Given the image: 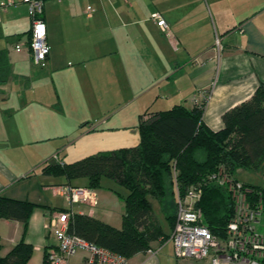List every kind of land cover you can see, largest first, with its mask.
Here are the masks:
<instances>
[{"label":"crops","instance_id":"crops-1","mask_svg":"<svg viewBox=\"0 0 264 264\" xmlns=\"http://www.w3.org/2000/svg\"><path fill=\"white\" fill-rule=\"evenodd\" d=\"M88 5L94 8L91 15ZM155 11L170 24L171 37L152 19ZM43 17L50 53L45 65H37L29 49L28 4L14 0L0 8V52L8 63L6 70L0 68V194L47 206L37 207L30 217L25 240L34 246V253L26 264H42L46 251L57 247L46 224L59 208L122 225L124 209L118 215L106 206L113 202L112 196L100 206L99 189L89 188L95 204L80 202L86 206L75 211L64 187L88 188V178L44 174L42 167L51 157L30 161L27 169L14 168L9 153L24 145L43 147L66 126L68 118L62 113L66 108L78 105L91 110L74 120L87 131L106 124L109 129L122 126L128 133L123 142L133 146L139 141L138 125L145 112L176 104L192 108L196 97L207 95L202 120L219 130L225 126L224 113L249 100L264 84V0H44ZM216 33L223 44L220 54L214 48ZM20 42L23 48L18 51L15 45ZM92 106H106L102 121L94 117ZM109 106L116 112L111 113ZM129 106V111L119 113ZM20 110L25 111L26 125L15 127ZM92 119L97 122L86 125ZM37 169L40 182L31 176ZM22 232L21 222L0 219V255L21 240ZM167 241L160 237L151 243V250L129 258L133 264H171L163 252ZM87 255L79 250L70 262L85 264Z\"/></svg>","mask_w":264,"mask_h":264},{"label":"trees","instance_id":"trees-1","mask_svg":"<svg viewBox=\"0 0 264 264\" xmlns=\"http://www.w3.org/2000/svg\"><path fill=\"white\" fill-rule=\"evenodd\" d=\"M1 67L8 68L3 52ZM206 98L207 95L192 108L176 104L167 110L145 112L138 125L139 141L133 146L99 151L73 162L45 163L44 174L68 179L87 177L90 189L99 188L103 176L127 189L119 193L125 203L121 227L73 212L69 231L131 257L152 248L151 243L160 237L161 241L170 238L171 233L165 232L155 218L151 197L159 200L173 229L178 194L184 195L191 185L201 183L203 194L198 204L203 220L213 232L224 235L234 214V202L230 193L209 182L208 176L221 166L234 176L238 168L258 169L264 163V84L249 100L224 113L225 126L219 130L211 129L202 120ZM247 185L264 199L263 187ZM37 207L47 206L0 194V219L17 220L23 228L21 240L6 255H0V264H26L32 257L34 246L25 236ZM47 251L42 264H49Z\"/></svg>","mask_w":264,"mask_h":264},{"label":"built area","instance_id":"built-area-1","mask_svg":"<svg viewBox=\"0 0 264 264\" xmlns=\"http://www.w3.org/2000/svg\"><path fill=\"white\" fill-rule=\"evenodd\" d=\"M28 4L32 26L29 33V49L32 60L37 65H45L50 53L47 41V24L44 20V0H22ZM14 0L2 2L6 9ZM91 15L94 8L87 6ZM152 19L164 33L171 37L170 24L163 15L155 11ZM23 44L17 43L20 51ZM214 48L218 54L223 49L221 36L216 33ZM205 98V97H204ZM198 97L195 101L199 102ZM209 182L224 187L234 202V214L228 221L224 235H219L204 222L203 212L198 202L202 198L203 185H191L184 195L177 196V215L170 240L177 258L206 259L210 264H264V231L260 225L264 221V199L260 192L239 181L223 166L208 176ZM72 202L95 204L96 198L89 188L66 186L63 190ZM255 196L252 198V196ZM71 210H56L46 228L52 230L57 239L56 248L47 251L49 264H72L70 259L78 250L88 252L85 264H133L129 257L108 247L98 245L69 231ZM151 250V249H148Z\"/></svg>","mask_w":264,"mask_h":264},{"label":"rangeland","instance_id":"rangeland-1","mask_svg":"<svg viewBox=\"0 0 264 264\" xmlns=\"http://www.w3.org/2000/svg\"><path fill=\"white\" fill-rule=\"evenodd\" d=\"M105 107L106 106H92L93 108L92 113L93 115H95L94 117L98 119L97 120L98 122L102 121V119L104 118V113L108 112L107 108ZM110 108L111 106H109V110ZM130 108H131L130 106L124 107L123 110H121V112L119 113L129 111ZM21 110L14 117L15 127H17V125H21L22 123H24L22 119L25 118V115H23L25 114V111L21 113ZM90 111L91 110L86 109L84 106L80 107L78 105L77 107L72 106L66 108V111L62 112L65 113L66 117L68 118L67 119L68 121H66V126L57 129L55 133H57L58 135L52 134L53 135L52 138L46 141L47 143H45L43 147H38L37 145L35 146L24 145L27 147L23 148V146H21L18 149H14L13 154L9 153L11 157L14 158V168H16L15 166H17L19 169L22 168L27 169L28 163L30 161L35 163L40 157L42 159H47L51 157L49 159V162H55L58 161L59 159L64 162H73L87 155L97 153L99 151L113 150L122 147L123 145L132 146L131 142L130 144H125L123 142V140L125 139L124 135L127 136L128 133H124L123 129L121 128L122 126L120 128H118V126H115V128L109 129L108 124H106L105 128H103L104 126H101V128L93 131H87V128H85V126L83 128L86 129V131H84L83 128L81 129L80 122H76L74 120H77L80 117H84L83 115L87 116ZM110 111L111 113H113L116 112V109ZM106 116H108V114ZM88 121L89 122L86 125L90 124L91 122H97L94 121V119ZM24 125L26 124L24 123ZM19 131L21 132V134L24 133L21 130ZM19 138L22 141L27 140V138H25L24 136H21ZM32 167L33 164L30 166V168ZM39 170L40 169H37L36 172L32 170L31 176L36 178L40 182V179L38 178ZM235 176L239 181H241L244 184H251V185L261 186L264 188V163L258 169L238 168L235 172ZM39 182H37L36 184H39ZM97 189H99L101 193L100 206L107 204L106 206L114 211H117L118 215L120 214V211L122 209H124L125 211L124 200L119 194V193L124 194L127 192V189L124 186H122L121 184H119L118 182L114 181L109 177L103 176L101 179V186ZM110 196L114 198L111 204L106 203V202H110L107 198ZM57 200L61 201V197H59ZM62 200L65 201V199ZM151 200L153 203V211L155 214V218L159 220L164 231L169 233L170 225L162 210L159 200L154 197H151ZM73 203H74L73 208L75 211H80L81 209L84 208V206H86L84 203H80L77 201ZM64 205L67 204L65 203ZM260 228L261 230L264 231V221L260 225ZM165 244L166 245L163 247L164 250L163 252L169 256L171 260V264H205L203 259L200 260L191 257L188 258L175 257L173 254V243L171 242L170 238Z\"/></svg>","mask_w":264,"mask_h":264}]
</instances>
